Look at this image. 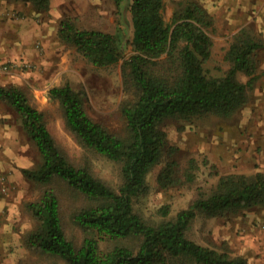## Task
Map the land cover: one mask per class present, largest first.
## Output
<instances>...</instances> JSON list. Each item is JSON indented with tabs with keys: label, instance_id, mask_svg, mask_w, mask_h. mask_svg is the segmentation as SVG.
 I'll return each mask as SVG.
<instances>
[{
	"label": "trees",
	"instance_id": "1",
	"mask_svg": "<svg viewBox=\"0 0 264 264\" xmlns=\"http://www.w3.org/2000/svg\"><path fill=\"white\" fill-rule=\"evenodd\" d=\"M14 1L28 2L36 10L47 9L50 2ZM112 1L119 5L122 0ZM128 10L132 29L128 41L121 28L80 26L68 16L60 19L57 28L59 39L72 44L94 66L121 63L123 133L92 118L85 91L68 81L48 89L83 154L91 152L118 164L116 185L68 156L26 90L0 85V100L16 112L40 155L39 163L20 169L41 186L39 196L25 203L34 223L25 235L26 245L50 264L59 260L63 264H248L244 255L196 242L186 228L196 215L264 208V171L216 172L209 190L199 192L175 213L169 203H162L156 215L145 214L136 200L148 193L147 174L162 160L156 174L161 189L194 181L196 159L190 157L187 168H180L178 158L172 156L177 149L169 143L163 124L170 118L192 124L229 118L244 107L256 78L255 54L264 41L252 25L241 26L224 49L227 66L214 75L204 66L214 46L210 34L214 20L198 0H176L168 20L164 0H130ZM125 43L129 54L124 57ZM67 198L70 202L64 210ZM65 217L81 232L79 241L66 230Z\"/></svg>",
	"mask_w": 264,
	"mask_h": 264
},
{
	"label": "rangeland",
	"instance_id": "2",
	"mask_svg": "<svg viewBox=\"0 0 264 264\" xmlns=\"http://www.w3.org/2000/svg\"><path fill=\"white\" fill-rule=\"evenodd\" d=\"M129 1L122 0L115 5L112 0H50L47 9L36 10L28 2L0 0V39L4 44L0 50V85H17L26 90L37 108L44 112L49 131L68 156L76 162H84L95 175L112 185L118 183V164L98 154H83L82 147L64 122L58 102L49 98L48 89L68 81L73 88L85 91L87 112L92 118L111 131L123 133L124 120L119 111L123 98L121 63L94 66L72 44L59 39L57 28L60 19L68 16L80 26L108 31L121 28L128 41L132 30ZM175 1L164 0L167 20ZM220 31L219 27L210 31L214 46L210 59L204 64L214 75L221 74L227 66L223 53L229 39ZM260 38L264 41L263 35ZM128 54L129 46L125 43L123 56ZM0 109V177L6 185V192H0V264H50L46 258L32 253L25 241V235L34 224L25 203L39 196L41 186L25 178L20 169L39 163L40 155L16 112L1 100ZM241 116L238 110L229 118L196 121V124L167 119L163 127L169 143L177 149L172 156L176 155L180 168H187L190 157L197 161L194 181L161 189L156 174L162 160L147 174L148 193L136 200V207L145 214L156 215L158 206L169 203L171 213H175L199 192L208 191L216 182L217 173L255 171L251 165L218 157L219 154L210 148L212 143L218 146L225 140L230 143L238 140L240 126L237 124ZM240 139L241 144L243 140ZM55 185L61 189L59 184ZM68 202L69 198L63 202L64 210ZM261 220L264 221V208L260 207L211 217L196 215L187 226L186 234L198 243L238 254L242 235L251 234L252 226ZM65 223L66 230L79 241L81 232L69 223L68 217ZM56 264L63 263L59 260Z\"/></svg>",
	"mask_w": 264,
	"mask_h": 264
},
{
	"label": "crops",
	"instance_id": "3",
	"mask_svg": "<svg viewBox=\"0 0 264 264\" xmlns=\"http://www.w3.org/2000/svg\"><path fill=\"white\" fill-rule=\"evenodd\" d=\"M214 20V28L221 29L223 37L232 36L243 25H252L258 36H264V0H199ZM4 44L0 39V50ZM256 78L250 90V101L241 109L240 126L237 141H224L221 145L210 146L233 163L252 166L255 170L264 171V47L255 54ZM245 80V76H240ZM1 110V109H0ZM240 138L243 142L240 144ZM219 143V142H217ZM217 150V151H216ZM240 172V171H236ZM248 226V224H247ZM247 229L244 227V230ZM251 234L241 238L238 254L248 259V264H264V221L252 226Z\"/></svg>",
	"mask_w": 264,
	"mask_h": 264
},
{
	"label": "built area",
	"instance_id": "4",
	"mask_svg": "<svg viewBox=\"0 0 264 264\" xmlns=\"http://www.w3.org/2000/svg\"><path fill=\"white\" fill-rule=\"evenodd\" d=\"M0 192H6V185L2 181V177H0Z\"/></svg>",
	"mask_w": 264,
	"mask_h": 264
}]
</instances>
